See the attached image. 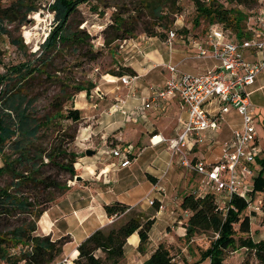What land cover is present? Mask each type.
Returning a JSON list of instances; mask_svg holds the SVG:
<instances>
[{
  "label": "trees",
  "instance_id": "1",
  "mask_svg": "<svg viewBox=\"0 0 264 264\" xmlns=\"http://www.w3.org/2000/svg\"><path fill=\"white\" fill-rule=\"evenodd\" d=\"M87 1L54 0L49 7L53 12L52 27L39 46L41 53L34 60L28 59L13 65L0 74V158L2 160L0 177H10L8 183L0 185V226H3V221L8 217L24 216L18 224L3 230L0 228V260L7 264L19 262L48 264L60 256L63 245L69 241L67 236L53 239L50 235H38L35 230L43 211L66 192L67 181L79 175L75 164L78 157L84 155H77L65 146L66 143L74 141L75 133H68L66 129L58 128L61 119L77 120L79 111L69 109L63 113L61 105L64 100L71 99L73 93L89 92L96 84L94 81L86 85L80 82L74 85L72 94L61 89V95L55 94L53 97L54 111L43 115H39L35 106L37 95L26 91V86L37 75L47 71L46 67L53 56L61 51L62 46L77 45L89 38V31L87 33L82 29L71 30L69 27L72 13L77 10L80 3ZM190 1L194 6L192 27L204 23L201 29L204 35L210 25L217 24L226 30L229 36L239 39L249 36L246 19L250 11L259 4V0H225L226 4L220 0ZM254 3V7L244 10ZM37 8L36 0H13L6 7L0 6V37L4 34L11 35L3 26L4 22L8 24L16 22L21 25L26 21V15L36 11ZM131 10L148 16L149 27L143 30L146 34L162 36V33L155 31L154 27L167 29L172 26L175 15L181 11V5L180 0H138ZM128 11L127 6L122 5L111 14V22L107 27L111 29L112 35L104 39L103 43L106 46L134 36L136 27L133 19H130L133 15ZM169 31L166 32L164 41ZM199 33L197 32L196 35L202 37L203 35L200 36ZM10 40L17 47H24L20 36H11ZM97 52H94L92 45L89 44L87 54L92 59L97 56ZM113 56H116V53H113ZM114 66L117 68L114 75L135 74L131 67L122 65L118 59ZM54 131L52 140L44 145L43 137ZM257 162L262 168L253 178L254 190L247 192L245 199L234 196L231 200L233 207L227 209L225 216L223 211L218 209L215 194L210 191L204 193H199L197 190L188 191L179 201L180 208L186 215L183 226L187 241L202 232L213 233L214 238L210 241V247L202 251L204 256L209 257L210 264H225L224 252L234 246L245 247L259 264H264V238L254 241L250 237V217L257 213L250 210L248 214L244 213L240 216L254 198V192L256 190L264 192V157L257 159ZM49 165L57 168L58 179L41 173V168ZM62 174H67L68 177L65 179L66 182L61 183L59 178ZM39 189L41 193L46 191L48 194V197L41 202L35 195ZM262 202L264 208V196ZM152 206L159 210V201L154 198ZM104 209L106 214L111 216L126 210L130 211L131 206L123 201L114 200L105 204ZM154 221L155 218L151 213L130 211L128 218L118 227L94 230L78 244V254L73 259L74 264H118L124 257L123 246L126 239L133 232H137L139 236L137 251L141 254L149 253V257L140 264H175L170 248L165 243H157L151 248L149 232ZM234 223H238L237 229H233ZM237 232L240 237L235 239ZM244 235L247 237H243ZM10 249L16 250L15 253H11Z\"/></svg>",
  "mask_w": 264,
  "mask_h": 264
},
{
  "label": "crops",
  "instance_id": "2",
  "mask_svg": "<svg viewBox=\"0 0 264 264\" xmlns=\"http://www.w3.org/2000/svg\"><path fill=\"white\" fill-rule=\"evenodd\" d=\"M129 42L132 41L125 40L122 44L120 50H123L124 53L129 50ZM133 43L137 48L134 50L135 59L127 62V59L124 58L125 62L122 63V65L130 66L135 71L134 75H129L133 77L130 83L128 85L123 84L119 76L107 74L105 76V78L108 77L107 79H100L94 89L85 92L87 97V120L84 121L82 126L78 127L75 143L83 146L84 152L86 149H92L95 150V153H93L94 155L84 154L78 157L76 168L79 170L81 179L74 178L73 182L72 179H69L70 183L67 185L66 192L44 210L37 221L36 234L50 235L53 239L61 236L69 238V241L63 245L60 256L69 254L76 257L78 244L94 230L103 228L108 224L110 216L106 214L104 205L118 200V195L132 199L136 187L147 179L151 181V186L146 194L148 196L151 193L152 185L157 181L164 187L162 198H158L159 203L161 202L162 205L159 210H156V213H159L160 210L167 209V205L163 202L164 197L167 196L165 192L171 191L173 193L177 188L176 183L180 180L178 169H183L175 160L170 159V153L164 145H150L149 134L153 130L165 136L177 133L186 118V111L180 110L179 99L176 96L167 98L158 107L145 109L141 105L144 98L151 94L149 87H160L168 78L167 64H176L179 70L197 73L213 66L215 62L210 58L197 57L190 46H186L185 49L177 48L173 43L172 46H168L163 41V48L151 49L146 48V45H142L140 41H133ZM174 55L178 56L179 60L176 63H169ZM164 57L168 59L167 62H162L166 69L154 72L158 67V62L154 60L158 58L156 60L162 61ZM178 63L185 64L183 65L184 68ZM160 74L162 75L161 78L159 77ZM248 89L252 103L251 114L257 131L256 142L260 149L252 167L254 173H258L262 167L257 159L264 157V148L260 143L264 137V129H260L258 125L259 122L264 124V69L256 76L254 82L248 86ZM80 95H82V92ZM73 109H77L79 112L81 110L79 107ZM168 121L173 122V124L169 127L167 134H164L161 129ZM239 124V115L234 109L230 110L225 115V121L221 123L217 130L208 131L206 144L196 148L195 155L197 158L206 163L212 162L220 154L222 141L228 139L232 129ZM112 132L114 133L111 134ZM109 133L119 142L109 145L107 143ZM94 141L98 142L99 146H95ZM117 146L129 151L130 164L124 167L117 165L118 159L110 153L111 148ZM161 147H164V149L161 150ZM128 168H131V170L128 171ZM170 170L172 173L167 175ZM184 172L186 174L183 175V178L185 176L188 181L193 180L197 183L196 186L188 185L190 187L189 192L194 190L202 192L199 176L186 170ZM243 178L245 194L253 191L254 187H247L246 177ZM245 196L247 197V195ZM263 196L264 192L261 191L257 199ZM120 201L124 202V200ZM130 202L126 201L125 203H128L132 208L138 204V199L134 198V201ZM171 211L174 210L168 209L166 211L164 229L153 235L155 218L149 232L151 248L160 242L167 243L166 239L175 229H178L181 235L185 233L183 226L185 212L182 211V215H180L183 217H179L177 220V217ZM69 216L68 221L67 217ZM77 228L80 231L78 236L74 232ZM138 243L139 236L137 232H133L127 237L123 246L124 258H126L125 255L130 253L132 255L127 264H140L149 257L148 252L140 254L137 251ZM70 244L74 246L67 249L66 247Z\"/></svg>",
  "mask_w": 264,
  "mask_h": 264
},
{
  "label": "rangeland",
  "instance_id": "3",
  "mask_svg": "<svg viewBox=\"0 0 264 264\" xmlns=\"http://www.w3.org/2000/svg\"><path fill=\"white\" fill-rule=\"evenodd\" d=\"M36 1L38 4L37 10L27 14L26 21L21 25L17 24L16 22H12L10 24H8L7 22L3 23V26L9 30L11 35L8 36L7 34H4L2 37H0V74L4 73L13 65H18L24 61H27L28 59L34 60V58L41 53V48H39V46L44 41L45 37L52 27L53 12H51L49 8L42 7V0ZM137 1L138 0H88L87 2H83L78 5L77 10L70 16L69 27L71 30L82 29L87 33L89 31V38L77 45L66 44L62 46L61 51L53 56L50 64L46 67L47 71L41 73L40 75H37L35 79L31 80L26 86V91L35 93L38 97L35 106L38 110L39 115H43L45 113L51 114L54 111V108L52 106L54 99L53 97L55 94L61 95V89L69 94H72L74 92V85L80 82L86 85L87 83H91L92 81H94V83L97 85L100 79L108 78H105L107 74H115V72L117 71V68L114 66V64L116 63V59L120 60L122 63L125 62L124 58L127 59V62H129L130 60H134V50L137 48L133 41H140L142 45H146V48L161 49L164 47L163 41L165 39L166 32L172 29L176 32V36L174 38L175 40L173 41L174 46H176L177 48L185 49V47L188 46L187 36L189 34L194 37H199L198 35H196V33L200 32V36L203 35V33H201V29L203 28L202 25H204V23H202L200 26L192 27L194 6L190 0H180L181 11L179 14L175 15V20L172 26L168 27L167 29H163L159 26L154 27L155 31H160L162 33V36H150L146 34L143 30L149 27L150 20L148 16L141 13H134L131 10L135 6ZM220 1L226 4L225 0ZM12 2L13 0H0V6L6 7ZM122 5H126L127 9H129L128 13H130V15H133L130 17V19H133V23L136 27L133 32L134 36L128 39L132 42H129V50H127L126 53H124L123 50H120L122 49L121 47L124 41H115L109 46H106L103 43L105 38H110L112 35L111 29L107 27V25L111 22V14L114 11H117L118 8ZM254 6L255 3L251 4L248 8H244V10L250 9ZM188 32L190 33L188 34ZM11 36H20L24 47L20 48L13 44L10 40ZM145 41H147V43H145ZM89 44L92 45L94 52L98 51L97 56H95V58L93 59L87 54ZM113 53H116V56H113ZM177 57L178 56L174 55L173 59H171L169 63H176L179 60ZM156 59L154 61L158 62V67L154 72H160L162 71V69L165 70L166 68H164L162 62H167V57H164L162 61ZM183 63L178 64L182 68H184L183 65L185 64ZM46 75H48L49 77H47ZM161 76L162 75L160 74L159 77L161 78ZM80 93L81 92L76 94L73 93L72 98L64 100L61 105L63 113H66L67 111H69V109L79 107L81 109L79 112V118L77 120H73L71 118L61 119V125L58 127L59 129H66L68 133H75L74 141L66 143L65 146L67 149L75 152L77 155L85 154L83 146H79L75 143V141L77 138L78 127L82 126L84 121L87 120V97L85 96V91H82V95H80ZM172 124L173 122L171 121L166 122L164 124L165 126L161 129L162 132L164 134H167V132L169 131V127H171ZM258 125L260 129H264V124L262 122H259ZM113 133L114 132H112L111 134ZM153 133H156V131H151L149 135L151 136ZM111 134H108L107 143L111 145L119 142ZM54 135L55 131L47 133L43 137L44 145L48 144L52 140ZM94 143L95 146H99L98 142L94 141ZM260 143L264 148V137L262 138ZM161 148V150L164 149V147ZM0 165H2L1 158ZM129 170H131V168H128V171ZM170 171L167 175H170L172 173V171ZM178 171L180 173V180L178 181V183H176L177 188L173 193H171V191H168V193L165 192L167 196L164 197L163 202L167 205V209L160 210L159 213H156V209L154 206L147 203L148 199L155 198L158 200V198H162L161 192H151L148 196H146L151 186L150 180L145 179L142 184L136 187V192L133 193L134 197L132 199H128L127 197L118 195V200H124V202H132L134 201V198L138 199V204L132 207L130 211L154 214L153 217L156 218V223L153 226V235L164 229V221L166 217L165 214L168 209L174 210L171 211V213L177 217V220L179 219V217H183L181 216L182 209L180 208L179 201L184 194L190 191V187H188V185H197L195 181L192 180L190 182L185 176L183 178V175L186 174V172H184V169H178ZM41 173L44 175H49L51 178L56 177V179H58V176H56L57 168L51 165L41 168ZM255 176H257V172H255L252 176H246L247 187H253V178ZM66 177H68L67 174H62V176H60L59 178L60 182H66ZM74 178H72V182ZM9 179V176L0 177V185L8 183ZM69 181L67 182L69 183ZM259 192L261 191L256 190V192H254V198L249 202L247 208L241 212L240 216H242L244 213L248 214L250 212L252 207L256 204ZM35 195L40 202L48 197L46 191L41 193L40 189L35 192ZM130 211L126 210L125 212L118 214L119 217L116 218L114 222L108 223L103 228L107 229L110 227H118L124 220L128 218ZM184 216L186 215L184 214ZM23 217L24 216L22 215L8 217L3 221V226H0V228H2L3 230L12 227L18 224ZM67 219L69 221L70 216L67 217ZM250 221V237L254 241H258L264 238V212L257 213L256 215L251 216ZM232 226L233 229H237L238 223H234ZM74 232L77 236L80 235L79 228H77V230H75ZM239 235L240 234L237 232L234 236L235 239L240 237ZM170 237L171 239H169ZM243 237L247 236L244 235ZM212 238H214L212 232H202L194 235L190 239V241H187V239L184 237V234L181 235L178 229H175L168 236V239H166L167 243H163L169 246L171 254L174 257L175 264H210L209 257L204 256L202 251H206L210 247V241ZM72 246L74 245L70 244L66 248L69 249ZM127 249H129V247H127ZM15 251L16 250L14 249H10L11 253H15ZM125 256L126 258L123 257L118 264H127L128 260L130 261V259L132 258L131 253ZM223 257V262L225 264H259L253 254L245 247H230L224 252ZM0 264L7 263L0 260ZM18 264H20V262Z\"/></svg>",
  "mask_w": 264,
  "mask_h": 264
},
{
  "label": "built area",
  "instance_id": "4",
  "mask_svg": "<svg viewBox=\"0 0 264 264\" xmlns=\"http://www.w3.org/2000/svg\"><path fill=\"white\" fill-rule=\"evenodd\" d=\"M53 1L42 0L41 5L49 8ZM246 26L249 36L242 39L232 38L217 24L210 25L202 37L189 34L188 46L194 55L210 58L215 64L197 73L179 70L176 64H167L168 78L160 87L150 86L151 94L141 105L145 109L158 107L167 98L178 97L180 110L187 114L182 127L169 136L153 133L149 143L151 146L164 145L171 160L198 175L202 188L199 193H214L218 209L224 216L227 209L233 207L231 200L234 196L247 198L243 177L254 174L252 164L260 151L248 86L264 69V0H259L257 7L250 11ZM175 36L176 33L170 30L165 43L172 46ZM132 78L126 74L119 76L126 85ZM232 109L239 115L240 124L232 129L228 139L222 141L219 156L210 163L197 158L196 148L206 144L208 131L217 130ZM110 153L118 159V166L131 163L129 151L117 146L112 147ZM151 192L163 193L164 187L156 181ZM153 202L154 198L147 200L149 205ZM262 204V198L257 199L251 210L263 213ZM118 217V214L111 215L108 223ZM73 259L68 254L56 257L48 264H74Z\"/></svg>",
  "mask_w": 264,
  "mask_h": 264
},
{
  "label": "water",
  "instance_id": "5",
  "mask_svg": "<svg viewBox=\"0 0 264 264\" xmlns=\"http://www.w3.org/2000/svg\"><path fill=\"white\" fill-rule=\"evenodd\" d=\"M94 153V150H92V149H86L85 150V154L86 155H91V154H93ZM77 180H80L81 179V177L79 176V175H77L76 177H75Z\"/></svg>",
  "mask_w": 264,
  "mask_h": 264
}]
</instances>
